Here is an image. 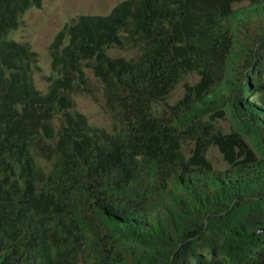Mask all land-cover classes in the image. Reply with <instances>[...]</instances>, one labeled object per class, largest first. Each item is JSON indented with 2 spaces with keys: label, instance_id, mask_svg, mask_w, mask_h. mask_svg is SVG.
Instances as JSON below:
<instances>
[{
  "label": "trees",
  "instance_id": "trees-1",
  "mask_svg": "<svg viewBox=\"0 0 264 264\" xmlns=\"http://www.w3.org/2000/svg\"><path fill=\"white\" fill-rule=\"evenodd\" d=\"M41 3L0 0V264H264V0L78 15L45 91L8 36ZM87 71L109 130L75 108Z\"/></svg>",
  "mask_w": 264,
  "mask_h": 264
},
{
  "label": "rangeland",
  "instance_id": "rangeland-1",
  "mask_svg": "<svg viewBox=\"0 0 264 264\" xmlns=\"http://www.w3.org/2000/svg\"><path fill=\"white\" fill-rule=\"evenodd\" d=\"M121 0H42L39 7L29 8L20 18L16 29L9 33V37L20 42H26L37 52V63L33 71L35 86L41 91L47 89L45 76L50 73V58L48 47L55 34L62 26L81 14L105 15ZM116 55L129 56L133 50L111 49ZM91 94L78 93L73 95L75 108L84 113L88 122L92 125L112 128V119L103 106L102 88L99 81L90 71ZM197 75H189L185 81L194 82ZM184 81H181L172 92L169 101L173 103L184 92ZM253 94L247 96L252 101ZM229 128V122H225ZM210 157L217 166H221L222 160L216 148H211Z\"/></svg>",
  "mask_w": 264,
  "mask_h": 264
}]
</instances>
